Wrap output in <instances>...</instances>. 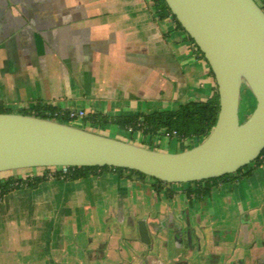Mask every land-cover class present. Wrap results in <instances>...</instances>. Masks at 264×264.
Returning a JSON list of instances; mask_svg holds the SVG:
<instances>
[{"label":"crops","instance_id":"obj_1","mask_svg":"<svg viewBox=\"0 0 264 264\" xmlns=\"http://www.w3.org/2000/svg\"><path fill=\"white\" fill-rule=\"evenodd\" d=\"M216 90L209 64L150 0H0V106L12 114H151ZM109 130L130 133H99ZM138 181L97 171L12 191L0 200V264H264V165L200 200L153 183L152 200Z\"/></svg>","mask_w":264,"mask_h":264},{"label":"water","instance_id":"obj_2","mask_svg":"<svg viewBox=\"0 0 264 264\" xmlns=\"http://www.w3.org/2000/svg\"><path fill=\"white\" fill-rule=\"evenodd\" d=\"M207 60L220 112L199 145L181 152L146 148L56 120L0 114V174L39 168L112 167L182 185L237 173L264 151V10L256 0H165ZM256 108L241 121L243 86ZM141 241L151 244L145 220Z\"/></svg>","mask_w":264,"mask_h":264},{"label":"trees","instance_id":"obj_3","mask_svg":"<svg viewBox=\"0 0 264 264\" xmlns=\"http://www.w3.org/2000/svg\"><path fill=\"white\" fill-rule=\"evenodd\" d=\"M152 6L159 19L165 20L171 18L175 22L177 28L185 32L177 18L172 14V11L168 7L165 0H152ZM261 7L264 10V3L261 4ZM187 37L188 40L194 45V47L197 48L200 55L205 59L204 55L195 44L193 39L188 34ZM210 73L215 79L211 68ZM33 110L34 111L23 110L20 114L27 116H36L43 119L56 120L67 124L75 121L68 117V111L59 110L52 106L37 105ZM241 110L242 106L240 107V112ZM219 112L220 98L218 91L216 90L214 94L206 101L188 102L186 104L178 106L174 110L160 111L151 114L119 116L113 118L103 117L97 114H90L86 119L82 121L83 123L79 127H84L85 129L99 132L100 130L105 131L106 127L109 125H114L122 131L131 130V133L133 134L141 133L144 138L149 137L152 139L156 136L159 137L161 135H164L170 141L174 139H176L178 142L193 141L194 143H191V145H188L185 148V150H189L202 143L210 135L213 128L216 126ZM12 113L13 112L10 109L0 106V114ZM63 113L64 115H62ZM245 120L241 119L242 122H244ZM145 145L149 147V144H147L146 141H143L142 146L146 147ZM155 149L157 150V148ZM263 164L264 151L253 163L240 169L235 174L226 175L217 179L204 180L182 185H185L187 187L185 192L190 200L204 199L211 196L213 189L218 187L220 184L225 183L228 180L238 181L246 176L248 177L256 168H259ZM34 170H42L43 173L41 171L42 174L39 173L35 176L18 177L15 175H10L8 177L0 178V200H2L6 195L14 190L24 188L36 189L42 182H46L52 179L48 176V168H39ZM97 171H112L121 176L128 174L130 178H140L142 180L147 178V176L132 170L112 167H84L70 168V172L65 177L57 174L54 179L79 180L87 178ZM151 179L153 180V187L157 194H160V192L166 186L173 185L153 178Z\"/></svg>","mask_w":264,"mask_h":264},{"label":"rangeland","instance_id":"obj_4","mask_svg":"<svg viewBox=\"0 0 264 264\" xmlns=\"http://www.w3.org/2000/svg\"><path fill=\"white\" fill-rule=\"evenodd\" d=\"M256 104H257L256 99L253 96V94L251 93L249 87L247 85H244L243 91H242V98H241V106H242L241 119L242 120L247 119L253 113V111L256 108ZM82 123L83 122L80 120H76V121L71 122V124L75 125V126H80V125H82ZM104 133L107 136L109 135V137L117 138V137H114L116 135L111 130L104 132ZM119 135L121 136V137H118L119 139L121 138L124 141L131 142V143H134V144H137L140 146H142L143 141H146V143L149 144V147L147 145H145L146 147L152 148L153 150H156L155 148H157L158 151H164V152H181L182 150H185L186 146L191 145V143H192V141H185L182 143V142H178L176 139L170 141L164 135H161L159 137L156 136L152 139L149 137H147L145 139L142 137L141 134H133L131 132L130 133L120 132ZM263 165H261L260 167H262ZM256 169H258V168H256ZM29 170H34V169L18 170V171H14V172L1 173L0 178L8 177L10 175L18 176V173L27 172ZM51 180H54V179H51ZM137 183L139 184L141 189H144V194L146 197L151 198L152 200L156 199V196H155L154 191H153V187L151 186L153 183V180L151 178L147 177L143 181H138ZM176 186L179 188L181 187L180 185L179 186L176 185ZM169 194L173 195V194H175V192H169Z\"/></svg>","mask_w":264,"mask_h":264},{"label":"built area","instance_id":"obj_5","mask_svg":"<svg viewBox=\"0 0 264 264\" xmlns=\"http://www.w3.org/2000/svg\"><path fill=\"white\" fill-rule=\"evenodd\" d=\"M150 1L152 2V0H150ZM62 115H64V113ZM68 117L72 120H75V121L76 120L83 121L84 119H86L88 117V114L84 110L68 111ZM129 131L131 132V130H129ZM192 143H194V142L192 141ZM69 172H70V167L48 168V176L52 179H54V177H56L57 174H60L62 177H65ZM42 173H43V171H42Z\"/></svg>","mask_w":264,"mask_h":264}]
</instances>
